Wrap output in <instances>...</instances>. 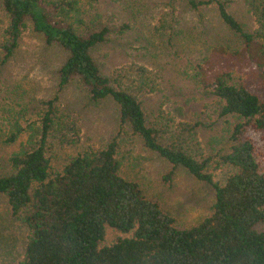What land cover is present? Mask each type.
<instances>
[{
	"label": "trees",
	"instance_id": "trees-1",
	"mask_svg": "<svg viewBox=\"0 0 264 264\" xmlns=\"http://www.w3.org/2000/svg\"><path fill=\"white\" fill-rule=\"evenodd\" d=\"M178 1L167 0L170 15ZM209 2L245 45L249 67L248 77L237 79L226 68L210 66L212 60L206 69L205 87L218 99V115L235 119L220 157L221 164L233 168L224 182L214 179L211 158L200 146V122L178 121L161 109L152 118L146 115L144 96L157 88L156 71L129 63L111 75L102 73L92 52L109 29L83 27L79 0H0L6 16L0 74L32 28L47 48L63 54L55 70L59 89L76 82L91 102L111 99L118 107L117 134L99 148L77 152L59 168L48 156L51 141L75 145L81 129L58 105L57 95L41 100L36 120L27 127L11 123L6 142L27 136L8 157V171L0 173V195L27 230L17 264H264V0H247L256 23L252 32L229 12L227 0H186L193 9ZM170 22L165 19L161 27ZM200 72L205 77L206 71ZM123 135L138 137L145 149L171 164L164 180L183 168L210 186L211 214L178 227L158 200L121 175ZM107 229L123 236L105 244ZM13 250L7 240L0 241L3 258H13Z\"/></svg>",
	"mask_w": 264,
	"mask_h": 264
},
{
	"label": "rangeland",
	"instance_id": "rangeland-1",
	"mask_svg": "<svg viewBox=\"0 0 264 264\" xmlns=\"http://www.w3.org/2000/svg\"><path fill=\"white\" fill-rule=\"evenodd\" d=\"M227 1L229 12L245 30L252 32L256 23L247 0ZM79 7L83 27L109 29L106 40L92 52L102 73L111 75L116 68L129 63L143 64L156 71L157 88L144 96L146 115L152 118L161 109L178 121L200 122V146L205 156L211 158L214 179L224 182L233 168L221 164L220 157L228 149L235 119L218 115V99L205 87L204 81L209 76L206 69L212 60L210 66L226 68L237 79L248 77L249 67L245 45L221 21L215 3L193 9L186 0H180L175 3L173 15L167 0H79ZM165 19L171 20V25L162 28ZM5 26L6 16L0 8V35ZM62 60L60 50L47 48L40 34L29 28L16 54L3 67L0 173L8 171V157L27 139L24 133L16 142H6L11 123L17 120L27 127L36 120L41 100L55 95L58 105L76 118L81 133L75 145L51 141L48 156L54 168L61 167L83 149L105 145L117 134L118 107L111 99L91 102L76 82L58 88L55 70ZM200 71H206L205 77ZM130 135L122 136L121 175L136 181L148 198L158 200L162 210L176 219L178 227H190L208 217L214 203L213 189L183 168H177L171 180H164L171 164L145 149L138 137ZM26 236V228L11 216L6 198L0 195V241L7 240L16 250L10 259L3 258L4 253L0 252V264H17ZM120 236L123 235L107 229L105 244Z\"/></svg>",
	"mask_w": 264,
	"mask_h": 264
}]
</instances>
